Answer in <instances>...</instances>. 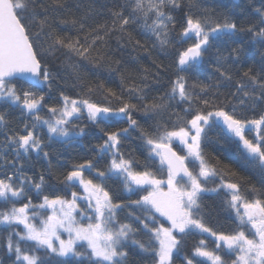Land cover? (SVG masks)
<instances>
[{
  "label": "snow or ice",
  "instance_id": "obj_1",
  "mask_svg": "<svg viewBox=\"0 0 264 264\" xmlns=\"http://www.w3.org/2000/svg\"><path fill=\"white\" fill-rule=\"evenodd\" d=\"M71 7L0 0V264H264V54L233 71L243 46L218 43L247 33L264 49V2L246 24L201 0H90L64 17ZM113 40L117 52L156 50L153 69L119 67ZM213 53L219 83L195 79ZM87 65L119 73L120 91L86 78ZM90 125L102 133L95 154L54 165L52 144L82 143ZM215 129L250 176L207 153ZM33 158L46 162L35 176ZM221 210L235 228L210 225Z\"/></svg>",
  "mask_w": 264,
  "mask_h": 264
},
{
  "label": "trees",
  "instance_id": "obj_2",
  "mask_svg": "<svg viewBox=\"0 0 264 264\" xmlns=\"http://www.w3.org/2000/svg\"><path fill=\"white\" fill-rule=\"evenodd\" d=\"M68 4L72 7L68 9L67 11L63 12L62 15L64 17H71L74 15H79L81 10H77L76 5L82 4L84 6H87L90 3V0H67ZM100 2H107V0H100ZM262 2L264 0H201V3L205 6H208L210 8L216 9L217 12L220 13H228L232 12L235 14V19H237L241 23H248L249 20H252L254 23L257 22L254 18V11L255 8H259L262 5ZM192 11L195 13L198 10L196 8H193ZM106 15V13H105ZM244 17L243 19H241ZM103 16L96 17L97 21L102 22ZM61 28L65 29L69 34H75V29L72 28L70 24L68 25H61ZM144 40L146 45L151 49V40H148L143 37H138ZM250 36L247 33H242L239 35H236L228 42L227 45L223 43V41L218 42L221 46V49L223 50L226 47H235L239 45L243 46L244 52L243 56L241 57V61L239 64L232 65V70H243L246 66L254 65L256 67L259 66L258 62L262 58V54H264V49L260 47L259 44H256L253 46L249 43ZM112 45V51L117 52L115 41L110 42ZM117 58L120 59L121 64L119 67L124 68L127 70L128 73L135 75L138 70L141 68V66L153 69L152 61L154 59H157V53L156 50H151L150 52L146 51H138L133 49L132 47H127L121 50L120 52H117ZM208 62L205 63L200 67V70L197 72L195 79L203 80L206 83H219V74L216 72L215 68V58L214 53L211 57L207 58ZM163 62L165 64H171L172 60L171 57L164 59ZM174 71V70H173ZM84 75L86 78L90 80H99L105 84L106 87H110L115 89L116 91H120V76L117 72H109L105 68H96L92 65H87L84 69ZM170 76H172V79H174V75L172 72L169 73ZM191 79V78H190ZM61 84L63 82H60ZM163 90H167L169 87L168 79L165 77V79L162 81L160 85H158ZM223 90V89H222ZM68 91H71V89H68ZM53 101L52 103H55L56 98L58 96V92L56 88L54 87L53 92ZM47 99V97H46ZM96 99H102V97L97 96ZM179 107V105H177ZM2 110V109H0ZM8 115L10 118V122L14 127H22L20 124L21 120V114L18 109H8ZM259 114V109H257V115ZM44 115H48L47 110L45 109ZM134 118H137L140 120V123L144 125L145 127L148 126V124L151 123V121H148L147 124L145 123V118L137 113L135 114ZM82 124L88 123L86 120L81 121ZM121 125H115L114 127L118 128ZM123 126H127L124 124ZM46 131V130H45ZM89 133H91L90 136L83 138L82 143H70V144H62V143H53L51 146V153L54 157L53 163L54 165H69L72 161L80 160L81 158L85 156H92L95 154L94 145L96 143L102 142V133L99 132V129L89 126L88 129H86ZM249 135V138H251L254 133H247ZM224 133L220 131V129H215L209 144L207 145L206 151L211 157H219L224 164L229 165L233 170L238 172L241 175L244 176H250L251 175V169L247 166L242 167L244 165V160L240 152L237 150L234 143H230L224 139ZM4 136L3 133L0 132V141H3ZM136 144H139V141L136 140L134 142H129L126 147L128 148H134ZM136 155H140L139 152L136 153ZM143 159V157H140ZM46 162L43 160H36L33 158L29 164L26 165V169L28 171L29 175L35 176L39 173V171L45 167ZM251 178L255 182L257 177L252 175ZM55 183V181H53ZM58 187H62L61 185H57ZM113 187H116V185H113ZM33 203H38L39 201L35 196H33ZM208 204L213 205L214 207L216 204L219 203V201L215 198H209L206 201ZM125 218V214H121V219ZM210 225L214 228L218 229H224V230H230L236 227V221L234 218H230L229 213L225 211H219L216 215H214L210 221ZM199 239V236L197 237H189L187 241L188 248H191L193 244L197 242ZM208 245L211 248L212 247V238H209Z\"/></svg>",
  "mask_w": 264,
  "mask_h": 264
},
{
  "label": "rangeland",
  "instance_id": "obj_3",
  "mask_svg": "<svg viewBox=\"0 0 264 264\" xmlns=\"http://www.w3.org/2000/svg\"><path fill=\"white\" fill-rule=\"evenodd\" d=\"M82 207H83V205H82ZM66 235H67V234H65V238H66Z\"/></svg>",
  "mask_w": 264,
  "mask_h": 264
}]
</instances>
